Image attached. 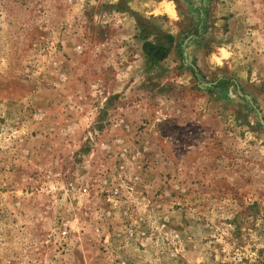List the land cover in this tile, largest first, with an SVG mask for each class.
I'll return each instance as SVG.
<instances>
[{"label": "rangeland", "instance_id": "1", "mask_svg": "<svg viewBox=\"0 0 264 264\" xmlns=\"http://www.w3.org/2000/svg\"><path fill=\"white\" fill-rule=\"evenodd\" d=\"M0 264H264V0H0Z\"/></svg>", "mask_w": 264, "mask_h": 264}, {"label": "trees", "instance_id": "2", "mask_svg": "<svg viewBox=\"0 0 264 264\" xmlns=\"http://www.w3.org/2000/svg\"><path fill=\"white\" fill-rule=\"evenodd\" d=\"M172 42L173 38L170 36L165 37L164 44H152L144 40L142 44V51L151 60L161 62L167 58Z\"/></svg>", "mask_w": 264, "mask_h": 264}, {"label": "built area", "instance_id": "3", "mask_svg": "<svg viewBox=\"0 0 264 264\" xmlns=\"http://www.w3.org/2000/svg\"><path fill=\"white\" fill-rule=\"evenodd\" d=\"M66 234H67L66 229L62 227V230H61V232H60L61 237H65Z\"/></svg>", "mask_w": 264, "mask_h": 264}, {"label": "bare ground", "instance_id": "4", "mask_svg": "<svg viewBox=\"0 0 264 264\" xmlns=\"http://www.w3.org/2000/svg\"><path fill=\"white\" fill-rule=\"evenodd\" d=\"M163 11L169 13V14H172V11L169 7H163Z\"/></svg>", "mask_w": 264, "mask_h": 264}]
</instances>
